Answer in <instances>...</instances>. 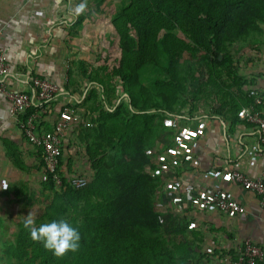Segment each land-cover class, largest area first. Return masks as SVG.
Instances as JSON below:
<instances>
[{"label":"trees","instance_id":"obj_1","mask_svg":"<svg viewBox=\"0 0 264 264\" xmlns=\"http://www.w3.org/2000/svg\"><path fill=\"white\" fill-rule=\"evenodd\" d=\"M106 1L95 0L96 11L79 18L70 37L76 38L95 14L106 15ZM114 27L121 57H99L115 84L105 88L100 81V87L89 90L76 106L84 105L98 116L93 127L82 128L78 139L79 145H86L93 176L83 189L56 192L47 175L49 204L38 221L40 225L68 220L80 231V248L57 258L30 238L22 222L8 251L14 264H178L173 250L181 243L169 247L164 240L165 220L153 206L156 184L145 169L150 164L147 144L156 141L166 116L181 113L179 108L184 107L177 104L176 96L184 91L179 67L186 54L198 55V93L221 88L217 79L236 70L237 58L227 53L229 47L251 44L264 27V0H131ZM177 30L185 38L173 33ZM162 58L168 61L165 66ZM146 64L161 68L163 76L154 89L141 84L140 71ZM83 67L79 78L94 84ZM80 86L68 71L66 90L71 87L78 93ZM122 95L127 98L117 104ZM103 147L106 153L100 151ZM6 150L10 155V145ZM11 160L17 161L16 154ZM186 258H180L183 264H189Z\"/></svg>","mask_w":264,"mask_h":264},{"label":"crops","instance_id":"obj_2","mask_svg":"<svg viewBox=\"0 0 264 264\" xmlns=\"http://www.w3.org/2000/svg\"><path fill=\"white\" fill-rule=\"evenodd\" d=\"M84 1L0 0V48L11 68L5 82L8 90L30 92L32 77L49 80L60 88L39 118L38 131L53 135L59 125H64L60 170L67 178L79 174L89 179L92 170L86 147L81 149L78 139L83 127H93L90 120L97 115L84 105L76 106L98 85L80 81L78 93L71 87L66 90L68 64L73 60L68 39L87 8L86 4L82 12L76 10ZM244 44L242 55L234 63L236 70L222 76L219 92L198 93L196 112L187 109L167 115L156 143L151 145L148 172L155 180L156 203L172 208L185 224H198V254L202 258L210 255L211 264H229L246 240L264 250L262 198L225 178L232 170L258 178L264 168L258 156L256 128L239 117V112L253 102L251 91L264 100V27L251 38V44ZM125 98L122 95L117 104ZM6 144L10 145V155ZM13 154L16 162L11 160ZM46 181L41 151L27 141L11 111V102L0 93V200L20 207L22 200L35 197V193L46 199ZM213 190L238 201L246 213L228 217L215 207L201 206L199 201ZM195 199L198 204L185 209V204Z\"/></svg>","mask_w":264,"mask_h":264},{"label":"rangeland","instance_id":"obj_3","mask_svg":"<svg viewBox=\"0 0 264 264\" xmlns=\"http://www.w3.org/2000/svg\"><path fill=\"white\" fill-rule=\"evenodd\" d=\"M130 2L131 0H107L104 4V7L108 11L107 14H95L93 21L84 23L83 28L79 30L76 38L70 37L68 39V49L73 59L68 65L75 83L81 81L78 72L80 68L84 66L83 68H86L87 73L95 79L93 85L101 84L100 81H104L105 88H109L115 84L113 79L110 80L105 74V69L103 64H101L99 56L107 54L109 57H121V51L119 49L120 36L114 27V21L119 19L121 12L124 8L128 7ZM84 3L87 4V8L83 14L79 15L78 19L85 17L88 12L96 11L95 0H85ZM164 33L165 32H162L161 35ZM173 33L179 37L185 38L178 30ZM243 46L245 47L243 42L235 43L229 47L227 53L238 58L242 55ZM167 63L168 61L165 58L161 59V66H165ZM198 68V55L194 56L187 53L182 60V64L180 63L179 76L184 84V91H177L176 102L179 106H184L179 108V111L182 110L181 113H183V110L187 109H196L198 111ZM160 69V66L155 64H146L140 71L141 84L145 87L154 89L156 81L163 76ZM217 81L220 83L222 79L218 78ZM208 90H210V87L204 89L203 93H210L211 91ZM212 91L216 94L219 92V88H214ZM184 113L188 114L186 111H184ZM97 118L98 116L93 117L92 120H90V124L95 125ZM106 123L112 126L109 119H106ZM86 127L91 128L87 125ZM151 145H153L151 142L147 144V155L149 160L152 154ZM82 147L85 148L86 145H80L81 149ZM106 150L107 149L103 147L100 151L106 153ZM150 164L145 168L147 172L151 169ZM92 176L93 175L90 176L89 180ZM77 177L85 176H79L78 174ZM4 185L5 184H3V187ZM35 189L36 188L33 187V190ZM34 196L33 198H28V200H22L20 207L18 205H10L11 202L10 204H4L3 201L0 200V202L4 204V206L0 204V264H14L8 251L11 249L10 247L15 244L19 226L30 211L35 214L36 226H39L38 221H41L49 201L47 198L44 199L41 193H35ZM153 206L156 213L162 216L161 219L163 221L165 220L163 226L164 240L168 243L169 247L172 248L173 243H181V251V248L173 250L174 254L179 257L177 258V263L183 264L180 258L187 257L186 262L189 264H211L210 255L207 258H202L203 256L198 254V224H185L177 212L175 213L172 208L160 206L156 203L155 199L153 200ZM185 251H187V253ZM183 252L186 253V256Z\"/></svg>","mask_w":264,"mask_h":264},{"label":"built area","instance_id":"obj_4","mask_svg":"<svg viewBox=\"0 0 264 264\" xmlns=\"http://www.w3.org/2000/svg\"><path fill=\"white\" fill-rule=\"evenodd\" d=\"M10 75V65L0 48V93L11 102V111L18 119L27 141L41 151L44 171L52 181L55 191L62 192L70 187L73 189L87 187L89 184L87 178H67L60 170V137L64 125H59L53 135L40 134L38 131L39 118L45 112L47 104L59 95L60 88L49 80L32 77L30 92H12L5 85ZM250 95L253 102L249 107L243 108L239 112V117L255 126L259 141L258 156L264 161V112L262 110L264 100L256 91H251ZM225 178L259 195L264 205V168L258 178L246 176L236 170L226 172ZM196 204H198V200L195 199L191 204L186 203L185 209H190L192 205ZM199 204L207 209L215 207L228 217H237L246 213V209L238 201L228 198L220 190H213L210 195L200 200ZM229 264H264V250L250 240H246L229 260Z\"/></svg>","mask_w":264,"mask_h":264},{"label":"clouds","instance_id":"obj_5","mask_svg":"<svg viewBox=\"0 0 264 264\" xmlns=\"http://www.w3.org/2000/svg\"><path fill=\"white\" fill-rule=\"evenodd\" d=\"M86 3L77 5V12H82ZM23 227L34 242L41 243L55 257L60 258L69 252L75 253L80 248L81 234L78 227L66 219H54L36 226L35 214L29 212L23 221Z\"/></svg>","mask_w":264,"mask_h":264}]
</instances>
